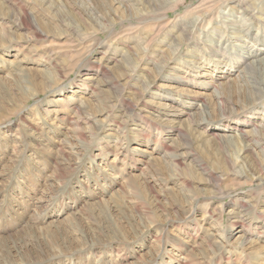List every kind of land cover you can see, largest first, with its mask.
<instances>
[{"label":"rangeland","instance_id":"1","mask_svg":"<svg viewBox=\"0 0 264 264\" xmlns=\"http://www.w3.org/2000/svg\"><path fill=\"white\" fill-rule=\"evenodd\" d=\"M213 1L156 34L146 0H0V264H264V1Z\"/></svg>","mask_w":264,"mask_h":264},{"label":"bare ground","instance_id":"2","mask_svg":"<svg viewBox=\"0 0 264 264\" xmlns=\"http://www.w3.org/2000/svg\"><path fill=\"white\" fill-rule=\"evenodd\" d=\"M169 1H171V0H146V8H144V9H146V10H144V11H142L141 9L139 10V11H136L135 12V14H133V15H137L138 16V19L139 18H141V19H143V18H147V20L148 21H150V23H152V24H148L149 25V27L151 28V29H155V33L157 34V33H161L160 31H161V28L163 27V26H165L166 24H165V17H164V15H160V13L158 12V11H160L161 9H162V7L164 6V5H166ZM207 2H208V0H206ZM257 1H259L260 3H261V0H216L215 2L213 1V3H211V4H208L207 6H204V7H202L201 6V4L202 3H200L199 4V6L201 7V9H198V11H201L197 16H196V22L198 23V24H200L201 22H205V18L207 17V16H209V15H211V17L209 18L210 20L207 22V25H209L210 23H211V21L212 20H215L216 21V18H217V16H216V18H213L212 17V14H211V11H212V7H213V4L215 5V6H219V8L220 7H222L223 5H228V4H230V5H232L233 7L234 6H237V7H241V8H244V10L246 11V15L249 17V20L250 21H259V19H258V17H256L255 16V9L257 8V4H256V2ZM264 1V0H263ZM186 2V0H173V4L172 5H177V4H179V3H185ZM261 4H264V2H262ZM244 6H247V7H244ZM199 7V8H200ZM249 7H251V9H249ZM194 9V8H193ZM216 10H217V8H216ZM189 11V10H188ZM187 11V12H188ZM256 11L258 12L259 10H257L256 9ZM260 11H261V9H260ZM194 12H195V10H194ZM215 12H217L218 13V10L217 11H215ZM159 13V15L160 16H157V14ZM190 13V12H189ZM188 13V14H189ZM132 15V16H133ZM214 15H216L215 13H214ZM136 16V17H137ZM244 17V16H243ZM164 19V20H163ZM177 19V18H176ZM175 19V20H176ZM187 20V19H186ZM246 20V19H245ZM172 22V21H171ZM176 22V21H175ZM196 22L195 23H191V24H189V23H187L186 21H182L181 23H179V22H177V24H178V26H180L179 28H180V33L184 36H182L181 37V41L183 40V41H187V39L189 40L190 38H191V35H192V33H193V28H195V26L194 25H196ZM148 23V22H147ZM247 23H249V22H247ZM259 23H260V21H259ZM161 24H163V25H161ZM168 24V23H167ZM174 24V23H173ZM173 24H171V25H173ZM206 24V23H205ZM159 25H161V26H159ZM232 25L233 26H235V30H237V23L236 22H234V23H232ZM231 25V26H232ZM140 26V25H139ZM166 27H168V26H166ZM163 28H165V27H163ZM249 28V27H248ZM157 29V30H156ZM201 29H203V27L201 28ZM210 32V31H209ZM181 36V35H180ZM149 37V36H148ZM147 37V38H148ZM199 37V36H198ZM150 38V37H149ZM200 38V37H199ZM246 40V39H245ZM248 46V45H247ZM212 50H214V52H218L219 50H221L220 48H217L216 47V49H215V47H214V49H212ZM249 50V49H248ZM262 57V56H261ZM260 62H257V63H255V64H253V63H249V60H247V62H246V66H245V69H244V71H245V73H247L245 76H247L249 79H251V81L253 82V81H255L257 78H256V76H257V74L258 73H260V67H259V65H261V63H263L264 62V59H260L259 60ZM261 74V73H260ZM244 75V74H243ZM47 76V75H46ZM242 78V77H241ZM244 78H246V77H244ZM239 80H240V78H238ZM238 79H237V81H238ZM243 80V79H242ZM248 80V79H247ZM246 81V80H245ZM250 82V81H249ZM259 83V82H258ZM240 83H239V81L238 82H233V83H224V85L218 90V88L217 87H215V88H217L216 89V91H217V94H214V96L215 97H224V98H230L231 99V97H232V93H236V92H238L239 91V89H241L240 88V85H239ZM251 87V86H250ZM255 87V86H254ZM251 98L249 99V100H247L246 102H247V105H245V104H243V106L245 107V110H244V112H251V111H253V110H255L254 108L260 103V102H264V87H255V89H254V91H252L251 92ZM221 97V98H222ZM242 102V101H241ZM240 103V102H239ZM222 103H221V101L218 103V105H221ZM203 105V104H202ZM206 107H208L207 106V103L205 102L204 103V105H203V110H202V113H206V111H205V108ZM241 107V106H240ZM207 119H209L207 116L205 117V120H207ZM191 121V123H193V124H197V123H199V122H201L197 117L194 119H191L190 120ZM233 122H235L234 120L232 121V123ZM225 126H229L228 124H226ZM224 130V129H223ZM255 131V130H254ZM257 132V131H256ZM242 133V132H241ZM254 133V132H253ZM260 133L262 134L263 133V135H264V130H262V132L260 131ZM257 137V136H256ZM262 137H264V136H262ZM242 140V139H241ZM264 141V140H263ZM179 155V154H178ZM178 155H173L175 158H177L178 157ZM175 162V161H174ZM262 164H264V161L262 162ZM257 178H259V177H257ZM254 182V181H253ZM253 201V200H252ZM243 206H245V205H243ZM255 207V206H254ZM243 210V209H242ZM235 216V215H234ZM238 216V215H237ZM241 216V215H240ZM240 217H238V218H236L237 220H241V219H239ZM233 220V219H232ZM118 256V255H117ZM116 256V257H117Z\"/></svg>","mask_w":264,"mask_h":264}]
</instances>
